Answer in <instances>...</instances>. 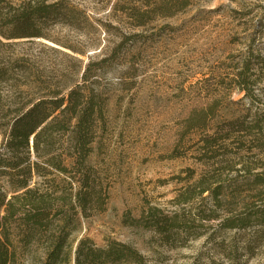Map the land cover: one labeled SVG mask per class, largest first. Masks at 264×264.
<instances>
[{"label":"rangeland","instance_id":"1","mask_svg":"<svg viewBox=\"0 0 264 264\" xmlns=\"http://www.w3.org/2000/svg\"><path fill=\"white\" fill-rule=\"evenodd\" d=\"M63 1L74 10L73 23L50 22L46 37L0 35L2 58L19 64L11 79L0 83V94L6 111L79 83L100 92L104 127L95 138L92 163L108 198L103 211L81 219L73 237L88 236L98 246L125 243L145 264H264V226L255 221L245 229L220 226L227 215L264 210V189H247L256 174L264 175V160L250 172L241 163L224 171V196L234 183L245 190L232 206L216 205L209 192L200 194L193 185L206 167L195 150L200 144L194 145L204 131L186 124L192 111L213 97L222 102L220 116L242 107L234 102L243 92L225 76V65L250 45L264 57V26L255 27L264 17V0H189L172 14L151 12L142 23L138 8L155 0ZM256 87L254 104L263 110L264 78ZM187 168L194 169L191 179ZM150 207L180 226L170 242L154 229L131 224L129 219ZM209 211L216 217L205 218Z\"/></svg>","mask_w":264,"mask_h":264},{"label":"trees","instance_id":"2","mask_svg":"<svg viewBox=\"0 0 264 264\" xmlns=\"http://www.w3.org/2000/svg\"><path fill=\"white\" fill-rule=\"evenodd\" d=\"M188 1L155 0L151 7L145 2L136 16L142 23L151 12L172 14ZM75 18L63 0H0V35L5 38L46 37L45 25L56 20L73 23ZM255 25L264 26V17ZM238 57L225 65V76L243 92L234 102L242 107L228 117L220 116L222 102L213 97L186 119L188 127L204 131L194 145L200 144L195 150L206 167L193 185L200 194L209 192L216 205L232 206L245 190L234 183L230 195L224 196L220 183L224 171L241 163L250 172L264 160V109L254 104L259 97L257 82L264 78V57L251 45ZM16 65L0 53V83L11 79ZM1 104L0 94V264H145L143 256L125 243L108 240L98 246L88 236L73 237L81 219L103 211L108 198V187L92 163L95 138L104 127L100 92L79 83L65 92L20 101L6 111ZM184 171L193 178L194 169ZM251 186L264 189V175L256 174L247 189ZM144 213L129 219L131 224L154 229L170 242L171 232L180 227L175 218L158 215L152 207ZM204 216L216 217L214 211ZM252 221L264 226V210L227 215L220 226L245 229ZM256 236L255 243L260 238ZM247 250L251 252L253 245Z\"/></svg>","mask_w":264,"mask_h":264}]
</instances>
